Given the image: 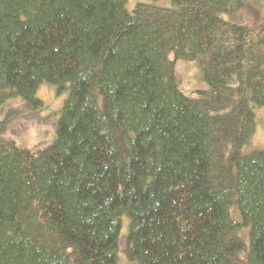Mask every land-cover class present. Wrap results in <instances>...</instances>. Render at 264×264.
<instances>
[{
  "label": "trees",
  "instance_id": "trees-1",
  "mask_svg": "<svg viewBox=\"0 0 264 264\" xmlns=\"http://www.w3.org/2000/svg\"><path fill=\"white\" fill-rule=\"evenodd\" d=\"M170 2L0 0V108L68 91L47 149L0 122V264H118L125 219L138 264H264V150L244 153L264 23L225 18L239 0Z\"/></svg>",
  "mask_w": 264,
  "mask_h": 264
},
{
  "label": "rangeland",
  "instance_id": "rangeland-1",
  "mask_svg": "<svg viewBox=\"0 0 264 264\" xmlns=\"http://www.w3.org/2000/svg\"><path fill=\"white\" fill-rule=\"evenodd\" d=\"M142 2H152L162 7L171 5L170 0H127V8L131 12ZM225 18L243 25H261L264 23V0H239L237 16L231 18L230 15H225ZM170 59H174L173 55ZM175 75L181 90L190 98H201V92L208 90L204 75L194 61L178 60ZM67 96L68 91L58 93L54 86L43 84L37 92V97L43 101L42 109L35 110L22 99L6 103L0 108V122L5 123L7 128L6 139L28 149L49 148L57 138L58 121ZM255 123L256 131L244 148L245 154L264 150V107L255 109ZM128 228L129 220L125 219L120 236L118 264H138L128 254Z\"/></svg>",
  "mask_w": 264,
  "mask_h": 264
}]
</instances>
